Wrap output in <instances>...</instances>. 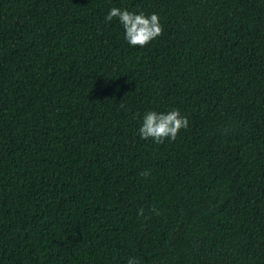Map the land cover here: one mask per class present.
<instances>
[{
    "label": "trees",
    "instance_id": "trees-1",
    "mask_svg": "<svg viewBox=\"0 0 264 264\" xmlns=\"http://www.w3.org/2000/svg\"><path fill=\"white\" fill-rule=\"evenodd\" d=\"M172 107L174 141L139 137ZM130 256L264 264V0H0V264Z\"/></svg>",
    "mask_w": 264,
    "mask_h": 264
},
{
    "label": "clouds",
    "instance_id": "clouds-1",
    "mask_svg": "<svg viewBox=\"0 0 264 264\" xmlns=\"http://www.w3.org/2000/svg\"><path fill=\"white\" fill-rule=\"evenodd\" d=\"M114 18L123 29L124 40L129 46L144 47L158 38L163 31L159 14L156 12L145 13L143 10L111 7L104 19L111 22ZM188 127L189 118L177 107L165 111L148 109L140 117L137 133L141 139H151L159 144L165 140L174 141L181 130ZM126 264H141V261L136 256H130Z\"/></svg>",
    "mask_w": 264,
    "mask_h": 264
}]
</instances>
